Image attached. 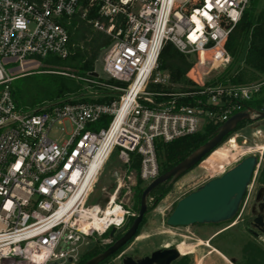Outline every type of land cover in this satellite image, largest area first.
Here are the masks:
<instances>
[{"label":"built area","instance_id":"2783aa9c","mask_svg":"<svg viewBox=\"0 0 264 264\" xmlns=\"http://www.w3.org/2000/svg\"><path fill=\"white\" fill-rule=\"evenodd\" d=\"M249 4L250 0H0V264H79L82 246L124 227L129 216L117 201L120 184L110 194L102 189L107 197L88 205L113 150L120 151L118 159L128 167L130 157L137 159L138 179L146 186L159 175L157 141L167 144L194 135L206 121L219 127L248 108L264 82L225 86L197 80L190 89L174 93L145 90L150 82L170 85L169 75L157 70L167 43L183 55L196 56V61L201 51L221 47L225 52L227 38ZM91 11L96 14L92 28L110 40L101 72L124 88L83 81L117 98L105 104L53 105L37 113L18 109L10 95L11 82L22 76L17 70L50 56L65 58L66 26L74 15L84 19ZM104 117H109L106 127L93 130ZM54 130L67 138H50Z\"/></svg>","mask_w":264,"mask_h":264},{"label":"trees","instance_id":"16d2710c","mask_svg":"<svg viewBox=\"0 0 264 264\" xmlns=\"http://www.w3.org/2000/svg\"><path fill=\"white\" fill-rule=\"evenodd\" d=\"M259 4L260 0H250L249 7L230 32L224 50L231 61L228 67L210 82L211 84L236 86L264 82V7L258 9ZM95 18L96 14L93 11L89 12L84 19L80 18L79 15H74L66 26L69 37L68 55L65 58L47 57L44 59L45 64L49 66L46 67L47 69L39 70L41 72L24 74L11 82V99L18 109L28 114L45 111L53 105L105 104L113 100V93L100 86L90 85L83 81L93 79L102 84L119 85L118 82L112 80L104 81L99 77H91V74L94 73L96 61L110 42L105 34L92 28L91 21ZM195 61L196 56L183 55L170 43H167L159 54L157 70L169 75L171 87L152 85L150 88L151 93H174L187 90L183 87L194 86L193 81L191 82L187 78L188 74L195 81H201L204 76L214 72L217 66L212 59V53L208 52H200L196 64ZM177 86H180V89L175 88ZM263 103L264 85L260 87L259 92L247 104V107L260 110ZM103 120L108 122L109 117L102 118L95 124L93 130L101 128L98 125ZM240 125L241 123L238 127ZM217 128L218 126L213 122L206 121L199 132L194 135L167 144L157 141L155 154L158 174L169 171L209 141L214 136ZM233 146L230 139L228 148L231 151L234 150ZM228 153L227 150L217 149L211 153V157L222 160L227 158ZM133 162L134 166L138 168L137 159H134ZM142 188L144 189L141 182L137 181L134 188V203L138 208ZM161 188L164 190L167 187L164 184L160 185L150 195L156 194ZM162 193H158L152 206H155L163 197ZM133 219V217H129L126 220V228L131 225ZM108 234L109 232L103 236L108 238ZM116 238L118 236L114 240ZM106 248L93 249L87 252L81 257L79 264H83ZM252 249L246 256L245 264H264L263 253ZM172 264H187L186 257H180Z\"/></svg>","mask_w":264,"mask_h":264},{"label":"rangeland","instance_id":"374dc122","mask_svg":"<svg viewBox=\"0 0 264 264\" xmlns=\"http://www.w3.org/2000/svg\"><path fill=\"white\" fill-rule=\"evenodd\" d=\"M262 7H264V0H260L258 9H261ZM102 56L103 53L95 63L94 73H96L97 77L102 80L110 81L101 72ZM196 62L197 61H195V64ZM46 67L49 66H47L45 61L42 60L37 64H25L23 70H17V72H15L16 75L20 76L27 73L38 72L41 69H47ZM224 68L225 67L217 65L215 71L204 76L201 81L210 84L214 78L222 73ZM187 78L191 82L193 81L192 83H195V79L190 77L189 74L187 75ZM257 84L258 83H249L245 85L254 86ZM106 85L124 88V85L120 83L118 86L111 84ZM152 85L153 83L150 82L145 91L151 92L150 88ZM168 87H171V85ZM175 88L180 89V86ZM190 88L191 87L188 86L183 87V89ZM116 98V95H114L113 99ZM108 122L103 120L98 126L106 127ZM50 138L65 139L67 136L63 135L58 130H54L50 134ZM229 139L233 142V151L228 148ZM243 142H247L246 145H244ZM258 146L262 147L261 151H254L255 147ZM217 149L227 150L229 152L227 158L222 160L215 159L211 157L210 153L198 165L177 179L173 184L166 185V189L162 190L161 188L156 194L150 195L147 200L148 211L142 220V224L137 231L136 237L127 243L118 253L104 261L102 264H122V259L124 257L149 256L156 250L177 248L182 245L187 246L185 250H181V257H186L187 264H235L236 262V264H245L247 254L250 249H254L255 247L250 236L243 230L240 219L246 216L248 207L256 190L264 185V119L256 122L241 123L236 131L222 141L214 151ZM119 153L120 151L115 149L110 154L91 190L88 205L99 204L100 200L107 197V195L102 192V189H104L107 194H110L111 191L116 188L117 184H120L121 189L119 190L117 201L123 203L124 209L129 212V216L127 217L129 219V217L134 218L138 212V206L134 203L135 183L139 181L137 175L138 168L134 166L132 157H130L132 164L129 165V167L122 164L118 159ZM248 156H256L257 158H260V161L257 171L247 188L246 195L237 215L239 216L240 214L239 218L236 216L232 222L220 225H193L178 228H169L165 225L166 218L170 215L180 199L191 192H194L209 180L221 176ZM127 177L130 179L128 180ZM142 187H145V184H142ZM160 192H163V197L155 206H152L155 197L158 196V193ZM231 224H233V226L229 228ZM215 234L218 235L210 240ZM256 245L258 249H261L260 251H262L264 255V245ZM108 246H110V243L106 236H95L89 244L82 246L80 251L84 255L93 249H100ZM211 248H214L223 254L229 263L222 260L215 253L209 254Z\"/></svg>","mask_w":264,"mask_h":264},{"label":"water","instance_id":"95a60500","mask_svg":"<svg viewBox=\"0 0 264 264\" xmlns=\"http://www.w3.org/2000/svg\"><path fill=\"white\" fill-rule=\"evenodd\" d=\"M96 76V73H92ZM264 119V103L260 110L246 108L231 116L215 131L214 136L200 146L188 157L171 168L169 171L158 175L142 190L137 215L129 227L118 230L112 228L108 240L112 243L103 252L90 258L83 264H100L118 253L127 243L137 235L139 226L147 213V200L150 193L162 184L171 185L185 173L198 165L205 157L212 153L222 141L234 133L240 123L256 122ZM260 159L248 156L238 162L233 168L221 176L209 180L194 192L180 199L170 215L165 220L169 228L188 227L193 225H220L232 222L246 195L247 188L259 166ZM255 203L258 204V213L252 221V230L264 232V187L257 190ZM120 237L114 241V238ZM181 257L177 248L156 250L149 256L124 257L122 264H172Z\"/></svg>","mask_w":264,"mask_h":264},{"label":"flooded vegetation","instance_id":"af4514ba","mask_svg":"<svg viewBox=\"0 0 264 264\" xmlns=\"http://www.w3.org/2000/svg\"><path fill=\"white\" fill-rule=\"evenodd\" d=\"M164 185H167V184L165 183ZM262 187H264V185ZM259 188H261V187H259ZM257 190H256V192L254 193V195L252 197V200H251L250 205L248 207V212L246 213V216L244 218L240 219V223L243 226V230L250 236L251 240L253 241V245L255 247L254 248L255 251L262 252V251H260L261 249H258L256 244L264 245V243L262 241V237L264 235V232L260 233L258 230H252L253 232H250V230L252 229V227H251L252 221L255 218V214L258 213V204L255 203V196H256ZM239 210H240V208H239ZM238 213H239V211H238ZM238 213H237V215H238ZM263 215H264V212L262 214H260V216H263ZM239 217H240V214H239V216H237V218H239ZM263 223H264V220H263ZM232 226H233V224H231L229 226V228L232 227ZM124 227H126V226L124 225ZM119 237H120V235L118 236V238ZM118 238H116L115 240H117ZM206 246H208V245H206Z\"/></svg>","mask_w":264,"mask_h":264},{"label":"bare ground","instance_id":"6f19581e","mask_svg":"<svg viewBox=\"0 0 264 264\" xmlns=\"http://www.w3.org/2000/svg\"><path fill=\"white\" fill-rule=\"evenodd\" d=\"M201 52L212 53V59L215 62V64L218 66L226 67V65L230 61L229 57L225 54V52L221 49V47H217V48L210 50V51H201ZM122 117H123V109L118 113L117 119L115 120V122L112 126V129L108 135V138L106 139L107 140L105 143L106 148L110 147L112 133L116 130V127H118V125L120 124ZM246 143L247 142H244V145H246ZM261 148H262L261 146L255 147L254 151H259V150L261 151ZM186 248H187L186 245H182V246L177 247V249L179 250L180 253H181V250H185Z\"/></svg>","mask_w":264,"mask_h":264},{"label":"crops","instance_id":"0c3cea01","mask_svg":"<svg viewBox=\"0 0 264 264\" xmlns=\"http://www.w3.org/2000/svg\"><path fill=\"white\" fill-rule=\"evenodd\" d=\"M218 234H215V235H213L211 238H210V240H212L215 236H217ZM212 251V252H211ZM211 253L209 252V254H212V253H215V254H217L222 260H224L225 262H228V260H227V258L223 255V254H221L220 252H218L217 250H215L214 248H211ZM229 263V262H228Z\"/></svg>","mask_w":264,"mask_h":264}]
</instances>
